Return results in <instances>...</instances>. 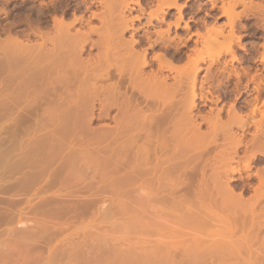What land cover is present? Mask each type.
Instances as JSON below:
<instances>
[{
	"label": "bare ground",
	"instance_id": "obj_1",
	"mask_svg": "<svg viewBox=\"0 0 264 264\" xmlns=\"http://www.w3.org/2000/svg\"><path fill=\"white\" fill-rule=\"evenodd\" d=\"M38 1L40 3L36 11L38 27L33 35L34 40H30L25 34L24 37L17 32L12 33L10 27L6 32L5 28L0 32V118L5 119L0 130L6 134L5 160L16 168L14 170L16 177H12L15 182L13 181L7 188H0L2 191L9 190L8 192H11V188L17 190L14 195L7 198H4L5 195L0 197V201H5L7 206L12 207L23 200L21 195H24L31 186L34 185L36 188V185H40L42 179L53 178L54 181L62 177L66 180L78 174L79 168L76 166L81 160L88 159L84 158V151L91 147L90 149H93L91 151H96L99 155L97 163L102 174L101 179L103 178L101 181L105 182L100 188L104 189V192L110 180L114 184L124 186L138 182L149 183L148 180L151 181V185H155L156 182L161 185L156 187V184L152 188L153 186H147L146 183V189L143 188L144 185H138L137 189L125 191L129 195L141 192H138V197L133 200L132 197H127L128 201L136 205L130 210L132 215L130 214L131 218L128 219H132L133 224L131 222L129 224L144 223L145 218L151 213V206L147 207L148 215L143 214L141 206L144 207L145 202L150 201L151 196L155 195L159 201L155 199L154 203L161 200L166 208L170 209V213L176 212L179 218L180 214L183 217L187 216L186 219L189 221L192 217L191 222L192 219L196 221L199 229L205 225L209 229L214 224H220L223 230L212 234L209 231L211 228L208 231L212 235L208 236L205 235L208 232L204 227L206 233L202 229L203 233H200L195 227L193 230L197 233L191 228V231L186 230L192 234L188 237L185 230V234L182 233V228L186 229L185 225L179 226L181 231L179 228V231H176L179 225L177 222H181L178 218L176 226L171 227L174 226V221H170L174 216L177 217L176 214L169 218V211L162 213L159 206L158 212L164 216L161 217L157 211L156 216L151 215L154 222L160 219V222L157 223V220L154 223L157 226L153 228L148 224L146 227L145 224L146 228L142 225L143 227L139 229L140 224L134 225V228H138L132 229L130 225L131 230L128 234L131 237L115 238L110 234L114 239L112 237L109 239L105 237V232L104 234L100 232L103 234L101 235L104 237L103 240L102 237H95L98 240L95 238L92 240L96 235L91 233L92 230L83 228L72 231L67 241L47 248V244L56 238L49 237L57 232L53 231V234L51 232L53 229L48 231L43 229L44 226L43 230H23L21 231L25 234L23 237L0 247V264H37L38 260L40 262L43 258H45L43 264H264V225L259 223L261 220L264 223V205L262 207L261 203L258 205L259 201L264 200V164L252 171L258 157L264 159V98L258 107L264 93V75L255 72L253 76L248 77L249 68L241 69L240 73L234 68L231 71L233 66L230 68L237 82L240 81L241 73L248 78L243 88L244 92L249 82L254 84L253 91H247L243 101V107L247 108L246 113H243L241 109L243 107L236 106L235 102L228 106L226 121L221 120L220 110L213 114L214 109L206 115L198 112L192 116L193 110H199L197 101L200 100L202 103L204 100L207 101L204 83H207L209 78L215 79V76H205L206 79L200 81L198 85L201 65L209 61L211 66L218 55L214 57L215 55L204 54L203 50L197 51V41H194V47L190 49L189 55L168 58L166 54L154 53L149 57V53L156 47L168 50L171 46L169 33L172 28L179 27L183 20L182 15L184 16L182 7L177 5L178 0H168L166 6L158 3L154 10L148 12L145 27H140V18L145 9L139 2L135 3L139 15L126 18L122 9L128 7L127 0H103L102 6L104 5L105 9L101 11L102 16L96 18L100 21V27H89L91 17L95 19L96 16H100L96 12L94 14L91 12V17L86 19L82 16L74 17L69 23L64 22L63 16L54 23V34L49 32L52 36L40 30L49 10L47 9V13L44 11V0ZM236 6L242 7L240 13L235 12ZM169 8L176 11L174 22L165 23V30L151 31L159 28L164 22L166 10ZM221 10L227 20L224 27L228 28V33L224 35L223 28L220 27L214 30L209 28L207 32L210 34L212 32L214 37L206 41V49L211 50L215 46V37L225 38L227 44L229 43L225 49L230 55L231 64L233 62L240 64L242 58L231 51V44L237 42V48L244 50V46L240 45L241 34L237 32L238 27L243 30L244 25H241L240 20L242 17L252 16L261 18L264 22L262 18L264 0H227V5H223ZM153 20L159 25L153 24ZM77 24L80 26L84 24L86 29L82 30L80 27L77 29L75 27ZM184 28L188 31L187 23H184ZM128 31L131 34L125 39L124 35ZM140 31L143 33L141 36L138 34ZM196 35L201 36L199 33ZM93 36L97 38L92 40ZM177 40L179 44H186L183 39ZM93 50H96L95 54H92ZM260 56L264 64V47ZM180 61L183 62L181 65L178 63ZM209 71L207 68L208 73ZM222 71L226 69L223 67ZM237 85L239 86L238 83ZM236 91L238 94L237 87ZM218 98L214 101L211 99L210 102L215 104ZM21 103L26 105L18 107ZM37 110L40 112L37 126L46 136L41 142L33 141L21 152L13 153L17 131L30 117L33 119L32 115L36 114ZM95 121L99 123L96 130L92 128ZM203 124L207 125L206 131H200ZM249 127H253V132L250 138L246 139L245 132ZM85 135H92L90 137L93 141L89 145H81L79 150L60 155L57 167L54 169L49 167L55 156L54 140L55 143L59 142L62 145L65 142L81 141ZM210 147L213 149L210 150ZM241 149L244 154L239 158L238 152ZM110 164L114 167L109 174L107 169ZM241 173H245L243 178L254 176L257 179L254 193L258 194L257 196L262 195L261 197L254 196L256 198L254 200V197L243 199L242 191H236V186L234 187L232 182L235 181V175L241 177ZM152 181L155 183L152 184ZM48 185L50 183L42 186L43 189L45 187V193ZM99 189L98 194L95 192L96 189L93 193L99 195ZM108 189L112 190L110 186ZM63 198H59L60 201ZM59 199L58 196L52 197L50 201H54L51 202L54 205ZM96 199L99 197L93 199L92 195L86 203H93L92 201L95 202ZM65 201L66 197L62 202ZM58 204L55 206L58 207ZM122 206L123 204L120 209ZM154 206L157 210L158 206L156 204ZM43 209L41 211H44ZM57 210L63 211L59 208ZM164 217L165 219L161 220ZM149 219L150 217L146 222H150ZM191 222L190 225L194 224ZM162 225L164 227L160 228ZM256 227L261 229L263 235ZM246 228L247 231L244 230Z\"/></svg>",
	"mask_w": 264,
	"mask_h": 264
},
{
	"label": "rangeland",
	"instance_id": "obj_2",
	"mask_svg": "<svg viewBox=\"0 0 264 264\" xmlns=\"http://www.w3.org/2000/svg\"><path fill=\"white\" fill-rule=\"evenodd\" d=\"M0 1H1V3H0V30L1 31L0 32H2V30L4 28H5L4 30L6 32L7 29L10 27L12 33L17 32L18 35H20V36H22V35L24 36V34H25V35L29 36L30 40L31 39L34 40L33 35H34V33H36V29L38 27L37 26L36 11H37V8L39 7V4H40L39 1L38 0H0ZM83 1L87 2L88 4L83 2ZM89 1H91V2L93 1L92 2L93 4ZM127 2H128L127 8L128 9L131 8L130 11L127 8L122 9V11L124 13L123 15H124V17L126 16V18L139 15L137 13L138 12L137 11V9H138L137 5H135L136 2H139V4H142L141 6L143 7V9H145L144 14L142 15V18H140V27H145L146 22H147L148 12L154 10L157 7L158 3L161 2L162 5H165V3H167V2L169 3L168 0H129V1L127 0ZM45 3H46V5H45ZM102 3H103V0H102V2H101V0H44V5H43L44 11L46 12L48 9L49 13L46 12L47 16L44 18V24H42L40 26L41 27L40 30L42 32L43 31L48 32V33L52 32V34H54V31H55V29L53 28L54 23L59 21L60 20L59 18H61L63 16H64V18H63L64 22L66 21L65 23H69V21L71 22L74 17H81L82 16L85 19L88 17H91V12H93V14H94V12H96L98 15H100L99 17L96 16L95 19L100 18L102 16L101 11H103V9H105L104 5L102 6ZM87 5L89 6V8H87L88 7ZM96 5H97V7H96ZM177 5L178 6L180 5L182 7V13L184 14V16L182 15L183 20L179 23V27L176 29L172 28L170 33H169V39H170V45L171 46L168 48V50H166L164 48L162 49L160 47H156L153 52L149 53V57H151L154 53L155 54L159 53V54H163V55L166 54L165 56H167L168 58H170V56L172 58L173 56L177 57V56L189 55L191 53L190 49H192L194 47V41H197V44H196V48L198 49L197 51L203 50L204 54H206V55L208 54L210 56L215 55L214 57H216V55H218L217 60L211 66L209 64V61H207L206 63H203V65H201L202 70L199 73L198 85L200 84V81L206 79L205 76H208V75L209 76L210 75L215 76V79L212 80L211 78H209V81L207 83H204L207 101L204 100L205 103L204 102L202 103L200 100H198L197 106H198L199 110H197V109L193 110L192 116L197 115L198 112L199 113L201 112L200 113L201 115H206L209 113L210 110L212 111L214 109L212 111V113L214 114L217 110H220L221 120L226 121L227 113H228L227 112L228 106L230 104L236 102L235 103L236 106L243 107L244 106L243 101L246 98L247 91L251 92V91H253V88H254V84L249 82L247 85V90H246V92H244L243 88L245 87L248 78L244 74L241 73L240 81L237 82L233 73H231L233 68H234V70L237 71V73H240L241 69H243V68H246V67H247V69L249 68L248 69L249 70V74H248L249 76L248 77L253 76L255 74V72H258V73H261L262 75H264V64L262 63L261 58H260L261 57L260 55H261V53L263 51V47H264V46L262 47V44H264V22L261 20V18L257 19V18H254L252 16L241 18L240 23H241V25L242 24L244 25V26L242 25L243 30H241L238 27L237 32L241 34V35L239 34L241 37L240 45L242 44L244 46L245 51L238 49L239 47L237 48V46H238L237 42H236L237 44L235 42H233L234 44L233 43L231 44V46H232L231 51L236 52L235 54L237 55V57L239 56L242 58L241 63L243 62V60H244V62H243V64H241V63L237 64L236 62H233V64H231L230 55L228 53H226V49H225V48H227V45L229 43L227 44V42H226L227 40H225V38L222 39V37H220V38L215 37L214 38V39H216V40H214L215 46H213L211 48V50L210 49L207 50L206 46H205L206 41L209 39H213V37H214L212 32H211L212 35L209 33V31L207 32V30H210L209 28L214 30V29H218L220 27V28H223V34L224 35H227V33H228V28L224 27V24L227 21L226 17L223 13H221L222 6L227 5V0H225V1L224 0H178ZM117 9L120 12L119 8H117ZM189 10H192V12ZM241 11H242V7H240V6L235 7L236 13H240ZM166 12H167V14L165 15L164 22L162 24H160L159 28L156 27L155 29H151V31H154L157 29L158 30L159 29L165 30V25L167 23L174 22V20L176 18L175 9L169 8L168 11L166 10ZM116 13H118V12L116 11ZM263 13H264V10H263ZM127 14H128V16H127ZM88 15H90V16H88ZM263 16H264V14H263ZM263 16H262V18H264ZM260 17H261V15H260ZM91 18L92 19H90L91 23L89 24V27L92 26L94 28H98L101 26L100 21L98 19L95 20L94 17H91ZM85 23L86 22H84V24ZM184 23L188 24V27H189L187 29L188 31L185 30ZM84 24L82 26L77 24L75 27L77 29L80 27V28H82V30H85L86 26ZM153 24L159 25V24H157V22L155 20H153ZM135 26L137 27V24ZM19 33H21V34H19ZM50 33H49V35L52 36V34H50ZM197 33H199L201 36L197 37V35H196ZM238 33H236V35ZM130 34H131L130 31L126 32L124 35L125 39H128ZM138 34H139V36H141V34H143V33H142V31H140V32H138ZM1 36L3 37L2 34H1ZM96 38H97L96 36H93L92 40H94ZM178 38L183 39V41H186V44L185 45H183V43L179 44V42L177 40ZM174 52H177V53H174ZM227 52H228V50H227ZM244 52H246V53H244ZM93 53L95 54L96 50H93L92 54ZM246 54H248V55H246ZM86 56L87 55L85 54V57ZM178 63H179V65H181L183 62L180 61ZM223 67H224V69H226V71H224V72L222 71ZM231 67H232V69L230 71ZM207 68L210 69L209 73L207 72ZM210 79H211V81H210ZM237 83L239 84V86L237 85ZM234 86H236L237 90H239L238 94H236L238 91H236V87L234 89ZM263 94L264 93H262L261 101L258 103V107L261 105L260 103L263 101V98H264ZM216 98H218L219 100L217 101V103L212 104V102H210V100L212 99L214 101V100H216ZM24 105H26V104L21 103L18 105V107L19 106L22 107ZM215 108H216V110H215ZM241 109H242L243 113L247 112V108L243 107ZM38 113H40V112L37 110V112H36L37 115L34 113L32 115V116H34L33 119H32V117H30L29 120H27L20 127V130L17 131V135H16L17 140L13 144V150H12L13 153L14 152H17V153L21 152L24 148L27 147V145H29V143H31L33 141L41 142L43 140L44 136H46L44 134V132L43 133H42V131L40 132V130H39L40 127L37 126L38 124L36 122L39 121V117H40V116H38V115H40ZM35 117H36V119H34ZM2 119L3 120H1V118H0V126H3L2 123L5 121L4 118H2ZM32 121H34V122H32ZM197 121L199 122L200 120L198 119ZM205 125L206 124H203L201 126L200 131H206L207 125L206 126ZM32 126L35 127L34 130H33ZM98 126H99V123L95 121L92 125V128L93 129L95 128L94 130H96ZM24 129H26L25 131H28V132L23 131ZM234 130H236V128ZM252 132H253V127H249L246 130V132H245L246 139L250 138V134ZM90 136H92V135H85L84 137H82L83 139L81 141L78 140L77 142H74V143L65 142L62 145H60L59 142L55 143V140H54L53 143H54V149H55V152H54L55 156L53 157L54 160H52L49 163V167L51 169H54L55 167H57V165L59 164L58 159L60 158V155H65V154L70 153L71 151L76 150V149L79 150L81 145H83V146L89 145L90 142L93 141V139ZM5 138H6V134L1 129L0 130V173H2V175H0L1 176L0 177L1 178L0 179V187L2 189H3V187L7 188V187L11 186L13 184L14 178L16 177L15 176L16 174L14 173V170L16 168H14V166L9 165L8 162H6V160H5L6 159V153H7L6 148H5L6 147ZM88 148L89 149H85V151H84V158L88 157V159H85V161L81 160V162H79L78 165L76 166L79 168V169L76 168L79 171L78 174H76V175L74 174L71 177H68L66 180H63L62 177L58 178L54 181L52 180L53 178L50 180L44 178V179H42V182L40 181L41 182V183H39L40 185H36L37 186L36 188L33 185L29 188L30 190L28 189L24 193V195H21L23 200L21 199V201H19L18 204L12 205V207L10 205L7 206L5 204V201L4 202L0 201L2 203V206L0 203V214H1L0 215V247H4V246H6V244L7 245L10 244V241L12 242L13 240L20 238L21 236L23 237L25 235L22 233L23 230L24 231H32V229H34V231H36V230H41L43 226L45 227V228L43 227V229H46V230L53 229V230H51V232H53V231L57 232L55 234L53 232V234L55 236L53 235L52 237H49L52 235V233H51V235L49 234V236H48L49 238H52V239H54L55 237L56 238L54 240L55 242L52 241L49 245L47 244V246H46L47 248H49L48 246H50L52 248V247H54V245H59L61 242L62 243H63V241L65 242V240L67 241V239L70 236L69 234H72L71 233L72 231L73 232L79 231V230H82L83 228L84 229H90V231L92 230L93 232H91V233H94L96 235V236L93 235L94 237L92 240H94L95 237L96 238L102 237L101 239L103 240L104 237L101 236L104 234L103 232L106 233L105 237H109V239H112L113 235L115 238L131 237V236H129L130 234H128V231L131 230V227H132V229H136L138 227L134 228L133 226L135 225V222H134V225H132L133 224L132 219H128V218H131L130 214L132 215V213H131L132 211H130V210H132L131 208H134L136 206V205L135 206L133 205V202L128 201V199L130 197H132L131 198L132 200L134 198H137L139 195V194L137 195V193L138 192L141 193V192L137 191V193L135 192L134 194L130 193L132 195L131 196L128 193H125V191L126 190L130 191V189L136 188V187H138V185H140V186L144 185L143 186V188H144L146 186L145 184L147 182L145 184H142V182H140V183L138 182V183H132V184L124 186V185H120V184H114V183H112L113 181L111 182V180H110L109 181L110 183H107L106 189H108L110 186V188L112 190H110V189L106 190L105 189L106 192H104L103 191L104 189L101 190V188H100V187H102L101 184L104 181H101V180H103V178L101 179L102 174L100 172V169H99V166L97 163V161L99 159V155L96 151H91V150H93V149H90L91 147H88ZM212 149L213 148L210 147V150H212ZM212 154H213V152L210 153V155H212ZM243 154H244L243 149L239 150L238 157L242 158ZM263 164H264V159L258 157V159L255 161V163L253 165L254 168L252 169V171L255 169V167L262 166ZM113 167H114L113 164H110V166L108 167L107 171L109 174L113 170ZM11 171H13V172H11ZM71 172H72V170H70V174H71ZM13 176H14V178H12ZM45 176L47 177V175H45ZM244 176H245V173H241V177L239 175H235V177H234L235 181H233L232 184L234 185V187L236 186L235 187L236 191H239V190L242 191V198L243 199L244 198L245 199H252L254 196H256L257 198L261 197L262 195L259 194V196H257L258 194L255 195V193H254L255 188H257V183H258L257 179L254 176H251L250 178H243ZM11 179H13V180H11ZM50 181H53L54 184H53V182H50ZM107 182H108V180H107ZM148 182L149 183H147V186L148 185H150V187L153 186L152 188H154V186L156 184H157L156 187H161L159 182H156L155 185H151L150 180H148ZM47 183H50V185H48L46 187V193H45V187L43 189L42 186L46 185ZM60 183H62V184H60ZM154 183H155V181H152V184H154ZM54 186L55 187L57 186L58 188L57 187L55 188ZM84 186H86V188H88V189L84 188ZM128 186H130V188H127ZM82 187L84 188V190H82L83 189ZM122 187H124V189ZM1 188H0V197H4V195H5L6 197H4V198H7L8 196L14 195V193L17 192V190L14 188H11V190H10L12 193L8 192L9 190L2 191ZM12 189L15 191H13ZM59 189L61 192L58 191ZM98 189H99V195L94 194L93 193L94 190H95V192L97 191V194H98ZM145 189H146V187H145ZM31 190H33V191H31ZM41 190H43V191H41ZM100 190L102 192H100ZM39 191L41 194L38 195ZM121 191H124V192L122 193ZM144 191H146V190H144ZM28 194H30V195L26 197V195H28ZM34 195L36 197H34ZM61 195H63L64 198L66 197L65 202H62L64 200V198ZM92 195H93V199L99 197V199H96L97 202L95 200V202L92 201L93 203H91V202L86 203L88 200H90ZM23 196H25V197H23ZM57 196H58V199L59 198H63V199L61 201H60V199L57 200V203L55 201V203L53 205V203H51V202H54V201H50V198H52V197L55 198ZM89 196H90V198H89ZM133 196H136V197H133ZM127 197H129V198H127ZM151 197L150 198L153 200V202L150 199V201L148 200L145 202L144 207L141 206V205H143L142 203L140 206L142 208L141 211H143L144 215L149 214V213H147V211L149 212V210H148L150 208L149 205L151 206V209H150L151 213L149 214V217H150L151 221H153V222H151L150 219H149V221L152 224L150 222H146V220H148V218H149L147 216L148 218H145L144 223L141 222L140 223L141 225L140 224L135 225V226L140 225L141 227L139 229H141L145 224H146V227L148 224H150V226H152L153 228H155V226H157L154 223L157 220H158L157 223L160 222L159 221L160 219H156L157 218L156 217L155 218L156 221L154 222V219H152L153 217L151 215L156 216L157 213L159 215L160 214L162 215V213H164L166 211H169L168 214L170 213V209L167 207L168 208V210H167L166 205L164 203H162L161 200H160V202L154 203L155 199L157 201H159L158 200L159 198L157 199V197L155 195H153ZM45 199H47V200H45ZM67 199H69V201ZM71 199H72V203H71ZM85 199H87V200H85ZM124 199H126L125 202H124ZM254 199H256V198L254 197L253 200ZM32 200H33V202H32ZM120 200H122V201H120ZM58 201H60L59 204H62V205H59ZM263 201H259L258 205H260V203H261L260 207H262L264 205V204H262ZM39 204L40 205L43 204L42 205L43 207L42 206H40V207L35 206V205L39 206ZM57 204H58V207H56ZM122 204L124 207L122 206V209H120ZM155 204L158 206L156 208L157 210L154 209ZM163 204L165 205V208H166L165 210H164ZM68 205H70V206H68ZM45 206H47V207L50 206V207L47 208ZM159 206H161V207L159 208ZM67 207H69V209ZM147 207H149V208H147ZM31 208H33V209L31 210ZM40 208L41 209L45 208L47 210L49 209V211L44 210V209H43L44 211H41ZM51 208L53 210H50ZM57 208L63 209V211L62 210L58 211ZM72 208H74V209H72ZM143 208H146V209L143 210ZM158 208H159L160 212L162 211V213L158 212L159 211ZM179 208H181V207H179ZM181 209H183V208H181ZM64 210H67V212ZM68 210L69 211L71 210V211L69 212ZM75 210H77V211H75ZM183 210H178V211H183ZM141 211H139V212L142 213ZM156 211H157V213H156ZM185 211H186V209H185ZM75 212H76L77 216H75ZM77 212H78V214H77ZM172 212H173V209H172ZM184 212H182V214ZM71 213H73V214H71ZM185 213L187 214V212H185ZM50 214H51V216H50ZM54 214H55V216H54ZM168 214H165V215H168ZM173 214L175 215L176 212H174L172 214L170 213L169 218H172ZM159 215H158V217H160ZM171 215H172V217H171ZM163 216L164 215H162L161 217H163ZM176 216L177 217L174 216L176 218V220H174L173 219L174 217H173L172 218L173 220L171 219V221H170V222L174 221L173 222L174 226L172 225L171 227H175L176 224L179 223V225H177L178 227H177L176 231H179V230L181 231V227L183 224L186 226V229L182 228L183 229V231H182L183 235L186 232V235L188 237L192 236L191 232H187V231H191V229L193 230V229H195V227L198 228L197 222L193 221V219H192V222H194V224H193L191 222L192 217L190 218V221H189V219L188 220L186 219V218H188L187 216L183 217L180 214V218L182 217L183 220H182V218L181 219L179 218V215L176 214ZM177 218L179 220H181V222H177V220H178ZM163 219H165V217L161 218V220H163ZM184 219H186L187 222L182 223V221H186ZM167 221H169V219H167ZM188 221L192 223L191 224L192 226L190 225V223ZM129 222H131L132 224H129ZM175 222H177V223L175 224ZM180 223H181V225H180ZM185 223H189V224L186 225ZM195 223L197 226L195 225ZM259 223H262V225H264L262 220ZM166 224H167V222H166ZM52 225H53V227H52ZM57 225H59L60 227ZM130 225H131V227H130ZM188 225H190V227H188L189 229L191 228L190 230H188V228H187ZM179 226H181V227H179ZM200 226L201 225L199 224V227ZM208 226L209 225H207V227ZM163 227L164 226L162 225V227H160V228H163ZM168 227H167V229H168ZM203 227L206 229V231L208 233H206V231H205V229H203ZM203 227L200 229L198 228L199 230L197 228L196 229L198 231H200V233L202 231H204V233H206L205 235L208 234V236L214 234L212 232H216L215 234H217L221 230H223V227L220 224H214L213 226H211L212 229L209 228L211 230L207 229L206 225ZM178 228H179V230H178ZM257 228L259 229V227H256V229ZM25 229H27V230H25ZM61 229H63L64 231ZM201 229H202V231H201ZM256 229H255V231H257ZM263 229H264V227H263ZM184 230H185V232H184ZM244 230L247 231V228ZM48 231H50V230H48ZM258 231H261V229H259ZM59 232H61V233H59ZM100 232H102L103 234ZM194 232L197 233L196 230ZM261 232H260V234H261ZM21 233H22V235H21ZM97 235H99V236H97ZM183 235H182V237H183ZM262 235H263V232H262ZM89 237L92 238L91 236H89ZM110 237H112V238H110ZM184 237L187 238L186 236H184ZM185 238H183V239H185ZM101 239H100V241H101ZM96 240H98V239H96ZM105 240H108V239L105 238ZM43 250H45V248ZM43 259H45V258H43ZM43 259H41L42 261L40 260V262H39V260H38V262L36 261L37 264L38 263L43 264L42 263ZM44 262H45V260H44Z\"/></svg>",
	"mask_w": 264,
	"mask_h": 264
}]
</instances>
